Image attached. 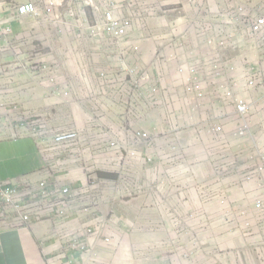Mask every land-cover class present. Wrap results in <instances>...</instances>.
Wrapping results in <instances>:
<instances>
[{"label":"crops","instance_id":"1","mask_svg":"<svg viewBox=\"0 0 264 264\" xmlns=\"http://www.w3.org/2000/svg\"><path fill=\"white\" fill-rule=\"evenodd\" d=\"M25 1L35 2L39 6L54 3L58 11L65 15L63 21L55 27L46 28L18 18L14 4ZM115 1L123 8L141 9L144 2L146 5L149 4L150 8L156 7V19L149 22L168 24L170 34H175L168 38V42L172 41L174 49L165 51V54H170L174 58L169 60L167 56L165 62L157 59V53L163 52L161 44L167 38L156 37L154 34L150 39V33L146 29L131 34L127 40L123 39L120 43L114 42L111 34L105 30L94 36L88 30L77 29L73 15L80 13L83 8L94 17L102 18V14L96 12V8L101 6L99 0H94L93 4L89 0H0V92L6 105H18L36 114H47L59 128L75 125L82 130L86 138L85 143L97 150V143L101 141L102 135L91 132L97 133L106 129L111 137H119L122 140L123 126L150 130L155 127V113L161 112L163 108V112L170 108L178 110L181 106L184 110L189 109V100L184 97L186 82H183V77L177 72L179 66L183 65L189 71L192 63L198 61L207 62L209 59L218 60L220 57L230 61L233 58L239 60V54L246 50L250 62L257 59L258 52L253 49L254 45L245 42L246 34L230 39L224 53L215 49L210 50L205 43L206 38H198L193 32L183 36L184 25L189 23L211 24L212 29L208 26L206 31L221 35L225 30L226 17L218 14L219 9L235 8L238 3L245 2L243 0H199L207 11L199 22L196 21L198 16L187 7V0ZM248 1L255 7L264 0ZM178 8H183L182 13L178 12ZM153 17L152 13L151 18ZM9 27L12 28L11 35L6 34ZM230 31H233L232 27ZM186 36H189V39L183 38ZM23 41L27 42L20 44ZM33 42L42 44L38 53L33 52ZM135 44L140 46L141 66L145 68L153 64L150 75L154 78L144 75L140 84L147 87L155 82L164 91L152 95L150 103L139 104L136 109L133 107L135 109L133 114H126L123 108L116 105V94L118 89L123 90V85L127 86L129 82L118 76H125L122 68L124 58L129 64L136 63L139 54L133 50ZM230 53L234 54L233 57ZM207 66L210 67V63ZM105 69L116 73V76L112 79L100 77V71ZM240 71L241 69L237 71L238 77ZM205 75L206 70H202L201 78ZM53 86H57L59 91L53 92L51 90ZM165 101L170 104L167 108L163 106ZM97 103L100 105L101 116L93 114V106ZM207 103L208 100H205V108L202 110L207 108ZM200 113L195 112L194 121L187 120L186 112L179 114L177 117L184 119L183 128L174 127L172 132L167 133L181 129L176 135H195L201 130V126H197L195 120L205 119ZM124 115L127 120L125 124L122 120ZM91 118L100 126L98 130L89 129L87 123ZM173 120L175 118L171 119ZM152 138L149 144L146 142L140 144L137 148L138 155L128 158L126 162L121 159L118 150L113 149L111 152L87 155L83 162L76 160L74 156L71 158L66 156L63 166L62 162L56 163L59 169L55 175L62 184H67L71 188L85 185L86 168L92 163L102 164V169L96 171V174L97 172L99 176L103 174L101 178L112 181L109 186H116L108 189L107 200L101 202L99 209L94 212V216L97 217L95 226L100 223L98 225L100 227L102 224L100 229L106 235H110L112 240L107 244L98 240L94 246H87L88 249L75 254L78 263L177 264L174 257L179 256L176 254L174 257L135 258L128 253L129 244L121 239L130 237L126 233L128 230L155 231V196L148 194L151 185L155 183V133ZM191 142L192 138L189 139V143L193 146ZM178 146L168 143L166 149L171 150ZM190 152L196 153V149L192 147ZM211 157L210 167H216L217 160L212 154ZM45 167L32 138H0V180L28 174L37 181L47 175ZM123 168L124 171H121ZM116 171L126 174L130 181L118 179ZM124 186H127L128 191H125ZM135 186L140 188V193ZM198 189L204 191L211 188L199 186ZM178 198L175 200H179ZM63 222L66 223L62 226L54 221H43L18 229L0 228V264H70L69 258L74 250L66 248L68 241L62 242L60 236H66L67 239L75 235L82 236L87 222L76 217ZM152 237L155 240V234H152ZM135 238L141 240V234L139 236L136 234Z\"/></svg>","mask_w":264,"mask_h":264},{"label":"built area","instance_id":"2","mask_svg":"<svg viewBox=\"0 0 264 264\" xmlns=\"http://www.w3.org/2000/svg\"><path fill=\"white\" fill-rule=\"evenodd\" d=\"M89 1L93 4L94 0ZM243 1L245 2L238 3L235 8L224 7L219 9L218 14L221 17H226L225 30L221 35H216L213 32L210 34L206 31L208 26L212 29L211 24L189 25V23L184 25L183 36L188 32H193L198 38H206L205 43L210 50L215 49L224 53L230 39L242 37L246 34V44H253V49L258 52L255 62H250L246 50L239 54V60L235 58L230 61V59L220 57L218 60L198 61L192 63L189 71L185 66H179L177 72L178 75L183 77V82H186L184 97L189 100L190 107L188 110H184L182 106L178 110L170 108L168 111L163 112L164 108L161 106L163 110L155 113L158 123L172 122L171 119L177 118L179 114L181 115L184 112L187 114V120L191 121L194 119L195 112L199 111L200 113L201 111L200 114H203L205 119L195 120L196 125L201 126L205 135H216L220 133L221 126L217 123L205 124L206 114L211 109L230 103L236 116L241 117V115L246 116L249 114L250 106L246 99L247 94L249 92L253 93L257 88L264 89V1L255 7L249 4L248 0ZM99 4L101 6L96 8V12L102 14L101 19L94 17L84 8L80 13L73 15L77 29L88 30L94 36L105 30L111 34L114 42L120 43L123 39L127 40L131 34H137L138 30L144 31L146 29H143L144 27L140 25L149 24V21L156 19L154 7L150 8V5H146V2L143 3L141 9L120 7L115 0H99ZM186 5L190 7V12L198 16L197 22L201 21L203 14L207 12L199 0H187ZM14 6L18 18L31 21L38 27H55L63 21L65 16L58 11V7L54 3L39 6L35 2L25 1L14 4ZM151 9H153V18H151ZM182 9L178 8L177 10L182 13ZM68 20L71 21V19ZM230 27L233 28L232 32ZM146 31L148 30L146 29ZM168 31V36H163L164 39H167L161 44L163 52L157 53V59L161 62H165L167 56H169V60L174 58L170 54H165L167 49H174L172 41L168 42V38L175 34H170L169 28ZM6 34H12L11 27L6 29ZM183 38L189 39V36ZM26 42L23 41L20 44ZM32 46L33 52L38 53L42 44L33 42ZM133 50L139 54L136 57V63L129 64L124 58L122 68L125 76H118L128 81L129 85H123V90L118 89V94H116V105L123 108L126 114H133L138 107L137 105L150 103L152 95L164 91L155 82L150 83L147 87L140 84L144 75L148 78H154L150 75L153 64H149L145 68L141 66L140 46L138 44L133 45ZM208 63H210V67L207 66ZM239 69H241L240 73L246 70L250 73L241 74L243 89L237 91L235 88L240 84V76H237ZM202 70H206V75L203 78H201ZM99 75L104 79H112L116 76V73L105 69L101 70ZM51 90L58 92L59 88L53 86ZM1 96L0 92V138H32L42 156L43 165H46L44 170H46L47 175L37 181L33 180L28 174L14 179L0 180V228L18 229L43 221H54L62 226L66 223L63 221L68 218H79L87 222L83 235L71 236L68 239L66 236H60V240L65 243L68 241L66 248L74 250L69 258V263L80 264L75 254L82 253L88 249L87 246H94L98 240L106 244L112 240L110 235H106L100 229L102 224L100 227H98L100 223L95 226L97 217L94 216V212L99 209L101 202L107 200L108 189L116 188V186H109L111 180L101 178L98 172L96 174V171L102 169V164L92 163L86 168L85 185L71 188L67 184H62L55 175V172L59 169L56 163L62 162L61 166H63L66 156L67 158L74 156L76 160L83 162L84 159H87V155L111 152L113 149H117L121 159L126 162L128 158L138 155L137 148L140 144L145 142L149 144L153 140L152 136L155 133V128L157 132L167 133L172 132L174 127L177 126H167L161 129L155 124V127L150 130L123 126L124 130H121L122 140L119 137H111L106 129L97 133L91 132L92 134L101 133L102 135L101 141L97 143L98 149L96 150L85 143L86 138L82 134V130L75 125L71 124L65 128H59L53 124L47 114H36L18 105L10 104V106H7L4 97ZM205 100H208L207 108L202 110L205 108ZM163 106L167 108L170 104L166 102ZM93 107V114L101 116L100 105L97 103ZM262 109L263 111H261L264 114V104ZM122 120L125 124L127 121L126 115L123 116ZM87 124L91 130L100 128L94 118L88 120ZM245 133L246 131L243 128H237L233 135L238 138L245 135ZM262 168L264 169V164L260 166L261 170ZM121 171H124V168ZM116 172L118 179H121V181H130L126 174ZM124 188L125 191H128L127 186H124ZM135 189L137 192H141L139 187L135 186Z\"/></svg>","mask_w":264,"mask_h":264},{"label":"rangeland","instance_id":"3","mask_svg":"<svg viewBox=\"0 0 264 264\" xmlns=\"http://www.w3.org/2000/svg\"><path fill=\"white\" fill-rule=\"evenodd\" d=\"M140 26L150 39L168 36L167 24ZM246 72L240 73L237 91L243 89L241 74ZM246 99V116H236L230 103L208 111L205 124L221 126L216 135L202 129L194 136L176 135L183 118L163 124L155 118L161 129H181L160 133L155 128V183L148 191L155 196V231L128 230L130 237L121 239L129 244L130 255L148 259L176 254L177 264H264V89L249 92ZM237 128L245 135L234 137ZM168 143L179 146L167 150ZM192 147L196 153L190 152ZM211 154L216 167H210ZM199 186L211 189L200 191Z\"/></svg>","mask_w":264,"mask_h":264},{"label":"trees","instance_id":"4","mask_svg":"<svg viewBox=\"0 0 264 264\" xmlns=\"http://www.w3.org/2000/svg\"><path fill=\"white\" fill-rule=\"evenodd\" d=\"M100 176H104L103 174H100Z\"/></svg>","mask_w":264,"mask_h":264}]
</instances>
